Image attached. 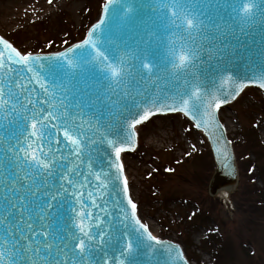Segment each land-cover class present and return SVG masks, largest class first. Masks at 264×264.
Here are the masks:
<instances>
[{
  "label": "snow or ice",
  "instance_id": "6c2138e0",
  "mask_svg": "<svg viewBox=\"0 0 264 264\" xmlns=\"http://www.w3.org/2000/svg\"><path fill=\"white\" fill-rule=\"evenodd\" d=\"M113 3H105V18ZM173 3L183 7L182 0ZM149 6L163 10L169 0H153ZM252 9V3H244L239 11L247 14ZM132 11L128 7L121 24L109 31L105 50L93 38L104 20L75 49L69 47L52 56L21 51L0 35V264H131L130 258L142 246L150 250L148 264H171L167 259H153L159 251L154 246H163V240L139 214L123 154L135 151L144 129H151L154 118L161 115L180 113L194 127L207 130L228 96L215 97L212 83L193 85L196 74L189 69L200 58L202 47L194 33L202 34L206 26L200 14L185 17L188 47L182 45L179 51L174 41L180 31L176 20H168L172 32L166 31L163 37L147 32L145 43L155 39L163 44V60L154 64L141 45L122 50L125 40L119 39V33ZM171 15L176 16L175 10ZM109 48L116 53L115 61ZM82 49L94 52L91 60L110 74L107 90L89 105L105 104L107 112L99 115L86 112L79 101L72 102L71 89L63 83L76 76L77 65L90 63L86 57L79 63L69 58V52ZM54 60L66 66L61 69V84L50 90L42 70ZM133 75L141 81L174 78L176 87L183 84L185 89L173 91L178 101L164 103L165 96L142 107L136 103L139 93L118 87ZM258 87L264 88V82ZM149 99L143 103L147 105ZM162 103L164 107H158ZM101 146L103 159L98 163ZM179 264H188V260L182 258Z\"/></svg>",
  "mask_w": 264,
  "mask_h": 264
},
{
  "label": "rangeland",
  "instance_id": "374dc122",
  "mask_svg": "<svg viewBox=\"0 0 264 264\" xmlns=\"http://www.w3.org/2000/svg\"><path fill=\"white\" fill-rule=\"evenodd\" d=\"M102 1L0 0V35L24 52L59 51L71 42L66 30L72 36L76 33L75 40L85 35ZM50 37L54 44L46 48ZM219 118L233 142L241 144L243 132L254 131L264 151L262 91L244 89L232 105L221 109ZM137 144V151L124 155V163L139 214L154 234L180 244L192 264H213V247L219 255L217 264H264V214H239L231 193L220 192L210 198V214L205 219L196 216V209L207 201L205 184L213 165L209 170L206 160L195 162V155L207 151L206 141L183 116L154 118ZM260 165L264 167V158ZM161 166L164 169L158 171ZM256 182L261 186L259 179ZM234 197L240 200V195ZM211 233L221 236L216 246Z\"/></svg>",
  "mask_w": 264,
  "mask_h": 264
},
{
  "label": "water",
  "instance_id": "95a60500",
  "mask_svg": "<svg viewBox=\"0 0 264 264\" xmlns=\"http://www.w3.org/2000/svg\"><path fill=\"white\" fill-rule=\"evenodd\" d=\"M152 2L153 0H114V3L109 6L107 17L105 18L103 14V6L99 17L87 32L100 20H104V24L97 29L93 38L97 41V46L105 50L103 46L105 37L110 30H115L116 25L121 24L128 7H131L133 11L128 15L127 23L119 33V39L125 40L122 50H129L141 45L144 50L143 54L149 58V61L160 64L163 60V44H158L155 39L151 43H145L143 37L150 31H155L156 35L161 37L165 35L166 31L171 33L172 26L168 25V20L174 19L180 25V31L174 37L176 49L179 51L182 45L188 47L187 33L189 30L185 23V17L191 18L193 14L198 13L205 21L206 26L202 27V34L194 33L195 42L202 47L199 53L200 58L189 69L196 74L193 85L199 86L200 82L212 83L211 91L215 97L228 96V102L223 106L233 103L246 87H255L264 91V88L258 87L259 83L264 82V0H182L183 7L177 6L173 0H169L167 8L155 11L149 6ZM244 3L253 4L251 12L244 14L239 11ZM173 10L176 12L174 17L171 15ZM166 25H168L167 28ZM81 41L69 47L75 49V45ZM69 47L59 48V51L62 49H64L62 51H66ZM107 52L115 61L116 53L111 48L107 49ZM55 53L39 55L52 56ZM5 56H7L6 50ZM92 56H94V52L90 49L69 52V58L77 60L78 63L84 57L90 63L82 66L77 65L76 76L71 81L64 79L63 83L71 89L72 102L79 101L86 112L96 111L99 115L100 112H107V106L96 103L89 107L90 102L97 98L98 93L103 95L111 80L110 74L100 70L98 63L91 60ZM41 63V61H36L37 65ZM65 66V62L62 60H54L45 64L42 72L46 76L44 82L46 86L50 87V90L51 87L61 84L63 77L61 69ZM173 79L162 78L156 81L155 77H152L141 81L139 76H126L118 87L139 93L137 105L149 107L154 104L156 99H163L165 96L168 99L164 103H173L180 99L179 96H174L172 93L173 91L183 92L185 85L181 84L177 88ZM154 89L155 91H153ZM60 94L58 91L57 95ZM145 98H150L147 105L143 103ZM33 99H35V94H33ZM207 99L205 94V100ZM164 103L158 107H164ZM218 112L219 110L214 121L207 125V130L195 127V130L201 132L206 138L213 159L214 172L209 183H206L208 186L205 184L208 192L206 194L210 197H215L221 191L232 193L238 185V169L232 144L226 137L223 125L218 119ZM184 117L193 124L188 117ZM3 123L7 124V118ZM100 153L98 163L103 159V146H101ZM162 240L163 246H154L159 251L156 252L153 259H158L161 262L167 259L171 261V264H179V261L185 258L180 246L170 240ZM149 254L150 250L142 246L135 257L130 258L131 264H148Z\"/></svg>",
  "mask_w": 264,
  "mask_h": 264
},
{
  "label": "trees",
  "instance_id": "16d2710c",
  "mask_svg": "<svg viewBox=\"0 0 264 264\" xmlns=\"http://www.w3.org/2000/svg\"><path fill=\"white\" fill-rule=\"evenodd\" d=\"M88 20L89 19L87 18V21ZM65 32L70 38V43L76 41L74 39L76 33L72 36L70 30H66ZM53 40L54 38L50 37V41L48 42L50 46L46 48L52 47L54 44ZM48 51L51 50H47L45 52ZM256 140L257 136L254 131L251 132L250 130H245V132L242 134V143L239 145L233 143L237 161L239 163L240 186L238 190L232 194L231 198L233 199V206L235 207L237 213L246 216L260 213L261 215L264 214V167L260 165V162L264 158V155L262 154L264 151ZM208 153V151H206L205 154L199 153L198 155H195L194 158L195 162L203 163L204 160H206L207 166L209 170H211L212 160L210 154ZM249 155H252L253 158H250ZM161 168H159L158 171H160ZM256 179L261 181V186L257 185ZM235 194L240 195V200H236L234 197ZM208 203H211V199L207 197V201L204 203L203 208L198 207L196 209V216L202 215L205 219L207 215L210 214L212 208ZM210 235L211 236L209 237H211V240L215 242L214 246H216V241H219L221 236H216L215 233H211ZM211 255L212 263L217 264L219 261V255L217 254V251L214 249V247L211 251ZM253 256L254 255L249 254V258H253Z\"/></svg>",
  "mask_w": 264,
  "mask_h": 264
},
{
  "label": "bare ground",
  "instance_id": "6f19581e",
  "mask_svg": "<svg viewBox=\"0 0 264 264\" xmlns=\"http://www.w3.org/2000/svg\"><path fill=\"white\" fill-rule=\"evenodd\" d=\"M7 11H8V10H7ZM135 151H137V149H136ZM222 193H224V192H222Z\"/></svg>",
  "mask_w": 264,
  "mask_h": 264
}]
</instances>
